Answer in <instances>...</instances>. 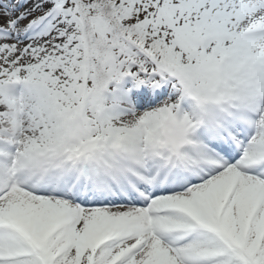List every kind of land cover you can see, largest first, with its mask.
Returning a JSON list of instances; mask_svg holds the SVG:
<instances>
[{
	"label": "snow or ice",
	"instance_id": "snow-or-ice-1",
	"mask_svg": "<svg viewBox=\"0 0 264 264\" xmlns=\"http://www.w3.org/2000/svg\"><path fill=\"white\" fill-rule=\"evenodd\" d=\"M0 264H264V0H0Z\"/></svg>",
	"mask_w": 264,
	"mask_h": 264
}]
</instances>
